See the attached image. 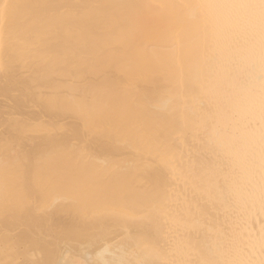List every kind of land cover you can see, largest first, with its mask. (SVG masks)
Instances as JSON below:
<instances>
[{
	"label": "bare ground",
	"instance_id": "obj_1",
	"mask_svg": "<svg viewBox=\"0 0 264 264\" xmlns=\"http://www.w3.org/2000/svg\"><path fill=\"white\" fill-rule=\"evenodd\" d=\"M8 2L19 7L0 21V264L143 258L125 209H153L134 231L169 259L264 264L258 30L203 7L257 0ZM77 144L86 164L42 159ZM6 145L25 161L7 174ZM141 161L155 192L137 181ZM39 180L38 206L9 195Z\"/></svg>",
	"mask_w": 264,
	"mask_h": 264
},
{
	"label": "snow or ice",
	"instance_id": "obj_2",
	"mask_svg": "<svg viewBox=\"0 0 264 264\" xmlns=\"http://www.w3.org/2000/svg\"><path fill=\"white\" fill-rule=\"evenodd\" d=\"M17 5H13L8 0H0V21H4L8 18L9 10ZM203 7L217 8L228 10L233 13L232 17H229L231 23L237 26L241 21L247 26V30L255 34L258 30L259 35V56L262 68V75H264V0H257V2H246V3H223L214 5H204ZM240 12L246 13L245 16L240 17L237 14ZM264 103V99H262ZM152 146L148 145L145 147V151H151ZM5 172L6 174L10 170L18 171L25 163L15 152L10 151L8 145L5 146ZM57 157L70 158L77 164H86L91 156L89 154L87 145H73L70 149L58 148L47 156L43 157V160L51 161ZM170 166L174 174L179 172V167L174 161H170ZM135 174L139 185L146 192H155V187L152 182V176L149 171V165L143 161L133 165ZM261 168L264 170V136L261 139ZM38 187L34 191H26L19 187H14L9 195L13 198H20L22 201L32 204L39 205L41 203V197L48 193L49 182L45 180H39ZM159 195V193H157ZM49 203H52L50 201ZM153 209H147L143 213H137L132 209H125L117 213L118 216L124 221L122 227L126 233L125 240L128 246L141 249L143 252V258L130 260V261H116L109 262V264H218L217 261L211 259L203 260H184V259H169L167 258L160 249L155 246L148 245L145 243V238L139 235L138 232L134 231V224L138 221H147L150 219ZM138 227V225H136ZM14 264H21L17 261ZM72 264H93L90 261H73ZM99 264V262H95Z\"/></svg>",
	"mask_w": 264,
	"mask_h": 264
},
{
	"label": "clouds",
	"instance_id": "obj_3",
	"mask_svg": "<svg viewBox=\"0 0 264 264\" xmlns=\"http://www.w3.org/2000/svg\"><path fill=\"white\" fill-rule=\"evenodd\" d=\"M237 15L240 16V17H243V16L246 15V13H244V12H240V13H238ZM237 27H238L242 32H244V31H248V30H247V26H246V24H244L243 21H241L240 23H238V24H237Z\"/></svg>",
	"mask_w": 264,
	"mask_h": 264
}]
</instances>
